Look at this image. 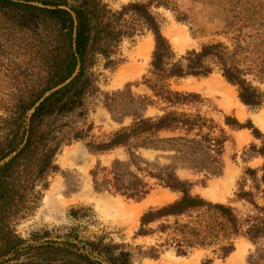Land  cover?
<instances>
[{"label":"trees","instance_id":"obj_1","mask_svg":"<svg viewBox=\"0 0 264 264\" xmlns=\"http://www.w3.org/2000/svg\"><path fill=\"white\" fill-rule=\"evenodd\" d=\"M153 7L169 9L176 21L189 19L174 0L128 1L117 9L105 0H0V264H133L124 244L77 225L57 233L33 230L26 237L16 232L15 225L38 207L48 176L58 171L56 153L73 141H81L94 155L116 147L124 153L122 159L113 158L107 165L96 161L89 169L94 191L135 202L156 186L177 194L144 210L134 236L163 234L161 245L177 255L200 248L216 251L220 258L241 238L251 245L248 264H264V134L249 119L239 122L223 115L221 123L215 121L200 112L203 98L198 93L171 86L177 79L206 77L216 69L235 87L241 104L249 109L264 105V86H258L264 84V31L257 29L264 26V17L242 15L227 43H202L177 54L162 34ZM247 23L257 26L251 34L241 29ZM144 32L153 41L140 81L149 93H134L130 84L100 91L92 70L98 60L113 69L123 61L121 43ZM15 61L29 67L28 79L15 78L21 74ZM9 74L12 79H3ZM99 95L119 126L97 139L86 117L87 100ZM149 107L156 112L147 114ZM224 127L248 129L258 144L251 141L243 147V167L231 197L212 202L192 193L194 182L178 171L203 179L220 175L230 138ZM254 157L261 164L247 165ZM68 215L89 218L84 207H70Z\"/></svg>","mask_w":264,"mask_h":264},{"label":"rangeland","instance_id":"obj_2","mask_svg":"<svg viewBox=\"0 0 264 264\" xmlns=\"http://www.w3.org/2000/svg\"><path fill=\"white\" fill-rule=\"evenodd\" d=\"M128 1L136 0H105L111 9H117ZM174 3L176 9L183 11L189 18L187 21H176L172 11L164 7H153L152 11L161 18V32L177 54H182L189 49H198L202 43L213 41L227 43L226 37L237 33V26L240 25L237 18L242 15L250 19L264 17V0H174ZM226 4L229 5L226 6ZM240 6L243 9H240ZM226 21L230 22L229 27L226 26ZM189 27H192L193 31ZM256 27L247 23L241 29L243 33L251 34ZM257 29L264 31V26ZM173 36L178 46L173 42ZM149 43L153 48L152 37L148 32L135 37L133 41L124 40L118 52L123 61L113 69L104 68L102 60H98L92 70L97 75L99 90L111 92L121 89L125 84H130L132 92L148 94L149 91L140 81L142 74H145L148 69L152 48L145 51L140 50V46ZM15 62L17 73H21L15 78L28 79L29 67L19 61ZM14 70L9 71L12 73ZM3 79H12V77L9 74ZM220 82L227 84V89L231 92L230 98ZM171 86L179 91L198 93L203 98L199 107L200 112L215 121L221 123L223 115L234 116L239 122L249 119L264 134V105L257 109H249L241 104L236 96L235 87L224 81L216 69L206 77L189 75L177 79L171 83ZM258 86L262 88L264 84ZM101 100V95L87 100L86 121L91 124L90 134L97 139L109 135L119 126L110 118ZM155 112L156 109L151 107L146 110L147 114ZM128 121L125 119L123 123L126 124ZM224 128L230 138L224 144L223 167L220 175L203 179L202 175H192L184 170L178 171L180 176L190 178L194 182L192 193L212 202H224L231 197L235 180L243 167L240 159L243 147L251 141L258 144V140L252 138L248 129L244 128L237 132V130ZM143 155L152 157L153 153L143 151ZM123 157L124 153L118 147L106 153L94 155L81 141L63 145L54 157L58 171L48 176V186L42 191L38 207L31 216L15 225L16 232L21 237H26L33 230L47 228L52 233H57L77 225L85 232L102 234L107 240L124 244L125 249L130 252L133 264H200L207 258L211 260V264H248L246 256L251 245L241 238L235 240L234 250L230 254L220 258L216 251L200 248L193 249L186 255H177L171 247L161 245L164 244L162 240L165 235L163 234L134 236L139 216L144 210L170 202L176 198L177 194L156 186L143 200L135 202L108 192L94 191L89 169L96 161L107 165L113 158L122 159ZM261 162L260 157H254L246 164L257 167ZM70 207L86 208L89 218L72 219L68 215ZM151 248L156 249L155 256L151 255L153 253Z\"/></svg>","mask_w":264,"mask_h":264},{"label":"bare ground","instance_id":"obj_3","mask_svg":"<svg viewBox=\"0 0 264 264\" xmlns=\"http://www.w3.org/2000/svg\"><path fill=\"white\" fill-rule=\"evenodd\" d=\"M174 38H173V42L176 44V42H175V36H173ZM179 37V36H178ZM148 43V42H147ZM176 46H178V44H176ZM152 48V45H151V43H149V44H143V45H141L140 46V50H145V51H148L149 49H151ZM144 54H145V52H144ZM220 84L222 85V87H225V90H226V94L228 95V97H229V95H231V92H229L228 91V89H227V84H225V82H220ZM234 97V96H233ZM230 98V97H229ZM47 199V198H46ZM48 200H49V197H48V199H47V203H48ZM232 259V258H231ZM230 262V261H229Z\"/></svg>","mask_w":264,"mask_h":264},{"label":"crops","instance_id":"obj_4","mask_svg":"<svg viewBox=\"0 0 264 264\" xmlns=\"http://www.w3.org/2000/svg\"><path fill=\"white\" fill-rule=\"evenodd\" d=\"M241 130H243V129H239V130H237V132H239V131H241ZM173 193V192H172Z\"/></svg>","mask_w":264,"mask_h":264}]
</instances>
